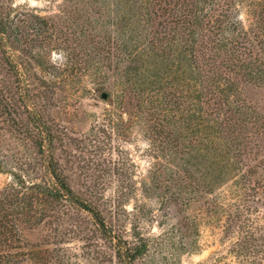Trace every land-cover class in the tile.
Masks as SVG:
<instances>
[{
    "label": "rangeland",
    "instance_id": "obj_1",
    "mask_svg": "<svg viewBox=\"0 0 264 264\" xmlns=\"http://www.w3.org/2000/svg\"><path fill=\"white\" fill-rule=\"evenodd\" d=\"M99 7L103 0H0L11 61L0 53L8 104L0 105V187L22 183L32 194L37 211L24 229L25 247L44 251L43 264H123L89 212L29 188L58 185L52 165L130 244L140 237L148 243L129 264H264V83L242 88L253 122L247 162L183 150L162 155L148 105L124 91L125 66L108 68L93 49L75 55L79 22L96 19L98 31L117 37L110 18L95 13ZM233 7L259 44L243 57L264 64V0H235ZM105 72L110 98L93 82ZM160 112L179 115L173 105ZM180 143L188 149V140ZM38 261L34 253L23 264Z\"/></svg>",
    "mask_w": 264,
    "mask_h": 264
},
{
    "label": "trees",
    "instance_id": "obj_2",
    "mask_svg": "<svg viewBox=\"0 0 264 264\" xmlns=\"http://www.w3.org/2000/svg\"><path fill=\"white\" fill-rule=\"evenodd\" d=\"M234 3L235 0H103V7L95 13L99 18H110L109 22L117 27V37L105 28V34L98 31L96 19L78 23L74 42L79 52L75 55L84 57L93 49L98 56H104L100 62H107L108 68L125 66L124 91L131 94L128 98L137 94L138 105H148L152 112L148 122L152 123L155 147L162 155L183 150L221 155L227 162L233 156L240 162L242 157L246 162L249 159L251 141L246 139H250L253 122L248 119L250 113L246 112L241 94L245 85L264 83V64L243 57L258 51L259 44L253 43L241 19L233 17ZM89 10L86 16L93 7ZM83 17L80 14L74 21ZM7 24L6 19L0 21V53L11 63L3 47ZM93 80L95 90L110 98L112 91L105 90L110 75L96 73ZM2 92L0 84V105H8ZM161 105L177 106L179 115L173 120L170 112L159 113ZM259 132L262 134L261 128ZM187 140L186 150L180 142ZM50 167L58 185L34 183L29 185L32 191L48 199H66L89 212L123 264L133 263L147 252L148 243L140 234L136 233L140 243L130 244L100 209L78 195L55 166ZM19 186L8 183L0 187V264H23L33 259L34 253L43 264L45 252L24 245V229L34 223L32 217L37 210L31 207V192L25 193L22 183Z\"/></svg>",
    "mask_w": 264,
    "mask_h": 264
},
{
    "label": "water",
    "instance_id": "obj_3",
    "mask_svg": "<svg viewBox=\"0 0 264 264\" xmlns=\"http://www.w3.org/2000/svg\"><path fill=\"white\" fill-rule=\"evenodd\" d=\"M102 97H103V98H107V93H103V94H102Z\"/></svg>",
    "mask_w": 264,
    "mask_h": 264
}]
</instances>
